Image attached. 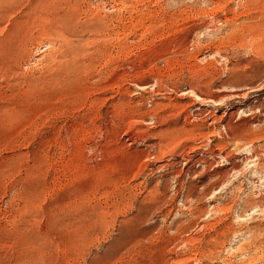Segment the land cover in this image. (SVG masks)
Instances as JSON below:
<instances>
[{
	"label": "rangeland",
	"instance_id": "374dc122",
	"mask_svg": "<svg viewBox=\"0 0 264 264\" xmlns=\"http://www.w3.org/2000/svg\"><path fill=\"white\" fill-rule=\"evenodd\" d=\"M263 229L264 0H0V264H264Z\"/></svg>",
	"mask_w": 264,
	"mask_h": 264
},
{
	"label": "bare ground",
	"instance_id": "6f19581e",
	"mask_svg": "<svg viewBox=\"0 0 264 264\" xmlns=\"http://www.w3.org/2000/svg\"><path fill=\"white\" fill-rule=\"evenodd\" d=\"M261 201V200H260ZM260 203V202H259ZM260 205V204H259ZM262 229H261V227H260V225H259V232L261 231ZM264 230V229H263ZM253 231V230H252ZM263 244V241H260L259 240V245H262Z\"/></svg>",
	"mask_w": 264,
	"mask_h": 264
}]
</instances>
